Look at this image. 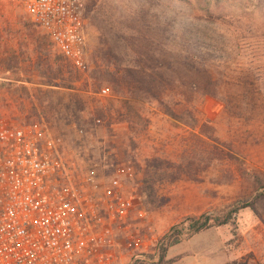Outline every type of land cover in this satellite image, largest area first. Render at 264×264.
Returning a JSON list of instances; mask_svg holds the SVG:
<instances>
[{
    "label": "rangeland",
    "instance_id": "rangeland-1",
    "mask_svg": "<svg viewBox=\"0 0 264 264\" xmlns=\"http://www.w3.org/2000/svg\"><path fill=\"white\" fill-rule=\"evenodd\" d=\"M210 1L86 0L88 66L79 72L18 2L0 0V119L42 123L61 139L74 168L103 159V176L120 180L138 198L143 216L134 215L133 224L151 247L132 253L120 237L113 264H133L130 258L153 264L156 245L172 226L233 208L239 210L230 223L193 235L192 246H205L203 253L225 264H264L258 213L264 201L257 202L258 212L243 208L264 199V5L220 0L222 9L208 16ZM103 2L105 20L126 39L118 43V60L92 23L93 9ZM191 57L196 70L185 71ZM117 61L157 68L155 97L141 90L139 79H126L118 92L93 78L95 64L104 71L105 63ZM190 246H175L169 256Z\"/></svg>",
    "mask_w": 264,
    "mask_h": 264
},
{
    "label": "built area",
    "instance_id": "built-area-1",
    "mask_svg": "<svg viewBox=\"0 0 264 264\" xmlns=\"http://www.w3.org/2000/svg\"><path fill=\"white\" fill-rule=\"evenodd\" d=\"M15 1L73 69H87L86 0ZM103 163L77 170L42 123L0 119V264H113L120 237L129 252L149 249L133 224L137 196Z\"/></svg>",
    "mask_w": 264,
    "mask_h": 264
},
{
    "label": "trees",
    "instance_id": "trees-1",
    "mask_svg": "<svg viewBox=\"0 0 264 264\" xmlns=\"http://www.w3.org/2000/svg\"><path fill=\"white\" fill-rule=\"evenodd\" d=\"M210 5H212V8H205L204 12L208 15L211 16L213 15L212 11H219L222 9L220 6L221 1L220 0H212L210 1ZM264 5V0H256V4L254 5L255 8L257 7H262ZM107 6L106 2H103L101 5V8L99 10L94 11L93 9V25L96 23L98 31H100L101 35L105 36V39L110 43V52L107 53L109 55H113V59H117L115 56V52L118 53V43L119 41H124L123 43L126 42L125 36L120 32V31H115L113 30L112 26H109L107 23V20H105V16L107 13V9L105 8ZM94 8V7H93ZM103 8V9H102ZM212 13V14H211ZM86 19V24H87V18ZM87 26V25H86ZM122 34V35H121ZM190 36V34H189ZM192 38V37H191ZM149 42V40H148ZM124 49V48H123ZM199 49V48H197ZM125 52L126 49H125ZM155 51L151 52V56L153 59H155ZM107 54H103L102 59H106ZM126 54L124 53V56ZM147 56V54H146ZM126 58V57H125ZM125 58L123 57V60L121 62H126ZM191 60L187 66H184L185 71L192 70L195 71L196 68L193 67L195 64L193 60H195L194 57H191ZM118 62V61H117ZM121 62H118V65L116 66V63H105L103 67H105L104 71H102L100 68L97 67L95 64V69L94 72V79H97L99 81H106L110 82L115 86V89H117L118 92L122 91L123 86L125 85L126 79L128 80L129 78H134L136 80L139 79L140 84L139 87L141 90H146L147 94L150 97H155V92L153 90V84H154V76L157 68H151V70L148 72L147 67H138L135 66L134 68H129V66H121ZM104 63V62H103ZM112 63V64H111ZM114 64V65H113ZM113 65L114 66V71L111 72L109 71V67ZM170 70L171 68L168 66L167 70ZM172 70V69H171ZM172 72V71H171ZM185 73V72H184ZM189 74V73H188ZM149 82H148V81ZM146 87V88H145ZM188 87L190 89L195 88L196 84L193 82H190ZM66 110H71L73 112V106L72 107H67ZM74 110H80V107H76ZM170 113H173V111L169 110ZM252 204H245L243 208L245 207H250ZM242 209V208H241ZM239 208H233L229 212H227L224 216L222 217H212L211 215H208L207 213H204L200 215L198 218H186L184 221L180 222L177 225L172 226L166 234L161 238V240L158 242L156 245V260L152 261L153 264H168L169 261L165 260L166 258V253L169 248L178 245L179 243L182 242L184 238H189L197 233H200L206 229L212 228V227H219L222 225H226L232 221V218L234 215L238 212ZM186 225V228L184 226ZM185 231V232H184ZM133 264H140L141 260L134 259ZM151 263V262H150Z\"/></svg>",
    "mask_w": 264,
    "mask_h": 264
},
{
    "label": "crops",
    "instance_id": "crops-1",
    "mask_svg": "<svg viewBox=\"0 0 264 264\" xmlns=\"http://www.w3.org/2000/svg\"><path fill=\"white\" fill-rule=\"evenodd\" d=\"M261 200L264 201L263 198L262 199L260 198L256 202H253L252 208L256 210V204L257 202ZM262 206H263L262 212H258L257 210L256 211L264 217V204ZM194 239H195L194 236H192L188 240H185L179 243L178 245H175V246H179V245L189 244L191 246H190V249H187L186 251L182 253L173 255L172 257L169 256V250L175 246L169 248L166 253V258H165V260L169 261L168 264H225L227 262V260L223 258L221 259L217 257L216 255L212 256L211 254L203 253L206 250L205 246H202V245L192 246L193 244L191 243H196V242H193Z\"/></svg>",
    "mask_w": 264,
    "mask_h": 264
}]
</instances>
